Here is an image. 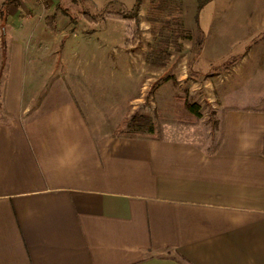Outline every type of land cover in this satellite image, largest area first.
Wrapping results in <instances>:
<instances>
[{"label": "crops", "instance_id": "crops-1", "mask_svg": "<svg viewBox=\"0 0 264 264\" xmlns=\"http://www.w3.org/2000/svg\"><path fill=\"white\" fill-rule=\"evenodd\" d=\"M5 1L0 264H264V109L228 112L215 154L191 141L114 136L140 99L127 97L122 115L114 101L104 112V92L80 80L87 62L69 69L74 41L44 36L56 30L54 2L15 0L2 14ZM209 5L215 15L230 5L227 30L264 31V0ZM259 39L247 46H264Z\"/></svg>", "mask_w": 264, "mask_h": 264}, {"label": "rangeland", "instance_id": "rangeland-1", "mask_svg": "<svg viewBox=\"0 0 264 264\" xmlns=\"http://www.w3.org/2000/svg\"><path fill=\"white\" fill-rule=\"evenodd\" d=\"M31 1L45 8L51 1L59 7L54 10L56 30L45 29L44 36L55 42L74 41L66 46L71 51L73 44L76 50L69 69L75 72L76 62H87V76L80 71V80L86 79L93 92H104L109 100L101 104L104 112L114 101L122 115L127 97L135 94L140 99L127 111L128 118L135 116L129 123L133 130L154 124L164 138L209 149L210 142L219 138L224 108L264 109V46H247L252 40L260 42L264 31L257 36L258 32L242 28L227 30L229 25L224 23L232 17L230 5L221 15L208 5L200 20L195 15L196 0H143L136 25L142 42L130 51L126 42L131 24L108 14L131 10L136 0ZM230 60L235 63L226 69L223 64ZM54 68L53 61L45 71L46 87ZM66 72L68 84H75ZM197 106L199 117L188 112Z\"/></svg>", "mask_w": 264, "mask_h": 264}, {"label": "trees", "instance_id": "trees-1", "mask_svg": "<svg viewBox=\"0 0 264 264\" xmlns=\"http://www.w3.org/2000/svg\"><path fill=\"white\" fill-rule=\"evenodd\" d=\"M213 0H196L197 5V14L201 12L206 6H208L210 3H212ZM143 0H136L134 6L131 10H124L121 13H109L108 16L116 17L117 19L126 20L131 24L130 27V38L127 40L126 45L127 48L130 51H135L142 42V38L140 37L139 29L136 28V25L138 24V13L141 6V3ZM15 3V0H6L2 6V14L4 13V10L7 9V7L13 5ZM135 26V27H134ZM52 29H55V27H51ZM202 33V32H201ZM200 45H202V42H200ZM0 62H2V57H0ZM235 63V60L226 61L223 66L227 69ZM186 107H196V105L189 106V104L185 103ZM188 110V109H187ZM240 110L237 107L228 106L222 110V116L219 124V138L216 141H211L208 145L207 149L211 154H215L221 147L225 135V122H226V115L230 111H238ZM244 111H252V108H244ZM190 114H194L197 117H199V107L197 106L196 110H188ZM135 116L133 115L132 118L126 119L123 124H121L120 127H118L116 130H114L113 135L117 137H124V138H138L143 137L146 139H152V140H160L162 139V131L160 128H157L154 124L151 126L144 127L143 125H138L136 129L129 128L130 121L134 120ZM263 142H264V136H263Z\"/></svg>", "mask_w": 264, "mask_h": 264}]
</instances>
